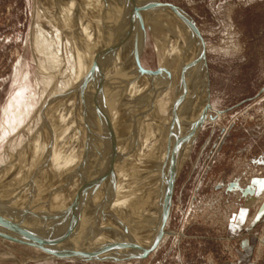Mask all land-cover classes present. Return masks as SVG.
<instances>
[{
	"label": "bare ground",
	"instance_id": "bare-ground-1",
	"mask_svg": "<svg viewBox=\"0 0 264 264\" xmlns=\"http://www.w3.org/2000/svg\"><path fill=\"white\" fill-rule=\"evenodd\" d=\"M50 1L49 13L45 8L42 13L59 31L53 33L51 27L41 25V32L35 36L36 55L39 78L42 79V72L45 78L48 75L52 88L59 89L61 97H49L51 104L42 101L33 127L28 124L25 128L27 138L23 140L26 142L23 148L28 151L11 157L3 165H14L12 174L18 168L31 170L32 175L45 170L51 176L72 170L67 173L70 176L66 184L79 175L72 183L75 188L66 196L52 200L64 207L72 205V210H67L77 209L79 215L73 214L75 217L61 228L52 222L49 227L46 224V228L37 230L41 227L39 223H46L47 218L60 216L50 211L44 200L37 208L38 217L35 209L23 212L13 208L10 211L17 212L10 213L16 217V222H12L8 218L11 215L0 210L6 219H0V229L14 231L7 238L0 236V241L11 246L12 243L35 246L46 257L121 260L120 257L144 254L155 245L163 214L170 208V179L177 176L197 133L209 118V113L204 115L209 91L200 36L194 23L174 7L161 10L152 6L153 0H139L144 27L157 17L158 28L153 27L152 33L163 73L154 74L143 71L140 66L138 51L142 52L146 33L144 27L140 28L135 0H83L82 4L77 0ZM60 10H64L66 18L76 22L80 19V24L64 31L59 20ZM157 10L164 14L173 11L175 16L166 14L165 19L159 20ZM172 16L187 23L191 38ZM65 32L73 34V38L86 37L89 52L83 55L76 54L75 50L71 52L63 42ZM109 32L115 44L111 48L108 47ZM96 33L100 37L95 41L92 37ZM78 47L77 44L75 49ZM116 55L120 58L113 63ZM117 70L120 71L114 75ZM72 76L75 78L71 79ZM65 77L71 80L66 81ZM83 178L86 185L81 181ZM12 179L11 176L8 180ZM41 179L40 183L44 181ZM61 183L53 180L50 184L54 191L60 192L65 188ZM17 187H22L19 181ZM0 188L6 193L9 190L5 183ZM75 195L80 197L78 201L72 198ZM67 198L70 203L65 201ZM98 208L109 213L102 215V220L99 214L103 210ZM17 219L26 220L17 223ZM29 221L32 223L26 225ZM72 230L75 231L72 233ZM50 232L54 237H49ZM169 233L165 227L164 238ZM56 236L59 243H54ZM62 236L64 240L70 236L85 239L80 240L81 247L56 248L55 244L67 246L73 240L61 243ZM86 243L90 247H84Z\"/></svg>",
	"mask_w": 264,
	"mask_h": 264
},
{
	"label": "rangeland",
	"instance_id": "rangeland-1",
	"mask_svg": "<svg viewBox=\"0 0 264 264\" xmlns=\"http://www.w3.org/2000/svg\"><path fill=\"white\" fill-rule=\"evenodd\" d=\"M77 1L83 3V0ZM166 1L183 6L200 28L210 78L212 109L208 113L216 115L218 111H223L214 121L208 118L199 130L177 174L166 226L169 235L146 256H125L120 257L121 260L111 257L101 260L68 256L52 258L41 256L35 246L10 242L14 245L11 246L0 241V264H242L243 257L240 255L247 252L245 240L252 247L248 264H264V90L261 91L264 87V0ZM50 5V0H0V187L5 183L9 189L6 193L0 188V199L4 197L1 201L8 202L3 210L11 215L8 218L14 219H11L12 222H16L13 216L16 210L29 212L32 208L36 210L37 217L40 216L37 208L42 200L48 204L50 211L60 214L53 221L47 218L43 225L38 222L41 227L37 230L46 228V224L49 227L52 222L58 223L61 228L75 217L73 214L79 212L77 209H74L75 213L70 212L72 205L66 203L69 197L65 200L64 204H68L65 207L61 202L53 203L52 200L66 196L75 188L72 183L81 177L75 173L77 178L66 184V178L70 176L67 173L72 170L51 176L44 173L45 170L32 175L31 170L18 168L12 174L11 170L16 167L3 165L11 157H19V154L28 151L23 148L26 143L23 140L27 138L25 128L30 124L33 127L42 101L51 104V98L61 97L59 89L52 88L48 75L45 78L42 72V79L39 78L36 55L35 36L41 32L40 28L51 27L53 33L59 31L42 13L45 9L49 13ZM63 11L58 13L64 31L80 24V19L76 22L64 17ZM166 12L157 10L156 13L161 16L158 19H165L166 14L175 16L173 11ZM174 16L191 38L187 23ZM156 19L154 16L151 21L154 22L144 27L146 40L142 49V62L152 69L159 67V53L152 33L153 27L158 28ZM64 34L63 42L71 52L75 50L79 55L89 52L86 37L73 38V34ZM98 34L92 39L98 40ZM107 35L108 47L111 48L115 46L111 42L113 36L110 32ZM77 44L80 49H75ZM96 54L99 55V52ZM119 58L116 55L113 63ZM74 78L72 76L71 79ZM64 79L68 81L70 78ZM11 176L13 179L9 181ZM42 177L44 181L40 183ZM84 179L81 180L83 183ZM53 180L62 181L60 185L65 188L60 192L54 191L50 184ZM18 181L22 187L15 188ZM72 198L78 201L80 197L75 195ZM13 208L16 210L10 211ZM1 212L0 215L5 217ZM102 212L98 213L99 218L109 214ZM26 216L32 219V216ZM25 220L17 219V223H25ZM30 221L26 225H30ZM50 236L54 237L51 232ZM58 238L53 239L54 243L58 242ZM83 238L79 241L73 236L67 240L63 238L61 243L66 244L71 239L78 243L71 240L67 246L59 244L62 247H57L58 244H55V247H81ZM87 246L90 247L89 243L84 245Z\"/></svg>",
	"mask_w": 264,
	"mask_h": 264
},
{
	"label": "water",
	"instance_id": "water-1",
	"mask_svg": "<svg viewBox=\"0 0 264 264\" xmlns=\"http://www.w3.org/2000/svg\"><path fill=\"white\" fill-rule=\"evenodd\" d=\"M135 4L137 6V13L139 15L140 18V28L142 29L144 27V22H143V18H142V5L139 2V0H135ZM152 6H155L157 9H161L163 10L166 7H174L176 10H178L185 18L189 19L192 23H194V26L196 28V32L198 33V35L200 36L201 42H202V58H203V62L205 67L207 68V86H208V98H207V102L204 106V115L208 114V110L212 109V104H211V95H210V78H209V71H208V65H207V61H206V55H205V44H204V40H203V36L201 34L200 28L198 27L194 17L181 5L176 4L174 2L171 1H166V0H153ZM138 57L140 59V61L142 62V52L141 50L138 51ZM143 64V62H142ZM143 69L145 71L154 73V74H162L163 71L161 70L160 67L156 68V69H152L149 67H146L144 64L142 65ZM264 90V87L261 89V91ZM223 111H218L216 115H212L211 113H209V119H215L217 117V115L219 113H221ZM176 180H177V176H173L170 179V185H169V195H168V206L170 208H167L165 213L163 214V218H162V222L160 223V228H159V234L156 238V243L155 245L149 249L147 252H145L144 254H139V255H135V256H127V257H140V256H146L151 250L157 248L159 246V244L161 243V241L164 238V230L165 227L167 225L168 222V218L170 215V211H171V207H172V201H173V195H174V191H175V186H176ZM92 186V185H91ZM89 187V186H88ZM6 205H8V202L5 201H0V210H3L4 208H6ZM1 216V215H0ZM0 218H3L2 216ZM5 218V217H4ZM43 219H46V216L42 217ZM6 220V219H5ZM4 220V221H5ZM2 223V222H1ZM14 231L13 230H8L6 228L0 229V236H5L6 238L11 235ZM88 260L91 259H101L98 257H92V258H86ZM103 259V258H102ZM113 259H118V258H113Z\"/></svg>",
	"mask_w": 264,
	"mask_h": 264
},
{
	"label": "crops",
	"instance_id": "crops-1",
	"mask_svg": "<svg viewBox=\"0 0 264 264\" xmlns=\"http://www.w3.org/2000/svg\"><path fill=\"white\" fill-rule=\"evenodd\" d=\"M247 247L246 253L241 254L240 256L243 257L242 264H248V257H251L252 247H250L249 243L245 240L244 241V247Z\"/></svg>",
	"mask_w": 264,
	"mask_h": 264
}]
</instances>
